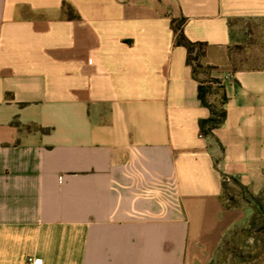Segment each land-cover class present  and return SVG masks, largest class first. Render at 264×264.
Segmentation results:
<instances>
[{
	"label": "crops",
	"instance_id": "0c3cea01",
	"mask_svg": "<svg viewBox=\"0 0 264 264\" xmlns=\"http://www.w3.org/2000/svg\"><path fill=\"white\" fill-rule=\"evenodd\" d=\"M180 18L229 98L211 137ZM243 19L264 0H0V264L210 261L223 177L264 181V68L231 61Z\"/></svg>",
	"mask_w": 264,
	"mask_h": 264
},
{
	"label": "rangeland",
	"instance_id": "374dc122",
	"mask_svg": "<svg viewBox=\"0 0 264 264\" xmlns=\"http://www.w3.org/2000/svg\"><path fill=\"white\" fill-rule=\"evenodd\" d=\"M235 29L232 67L264 68V19H243ZM226 184L224 198L233 224L207 264H264V181L245 189L228 178Z\"/></svg>",
	"mask_w": 264,
	"mask_h": 264
},
{
	"label": "trees",
	"instance_id": "16d2710c",
	"mask_svg": "<svg viewBox=\"0 0 264 264\" xmlns=\"http://www.w3.org/2000/svg\"><path fill=\"white\" fill-rule=\"evenodd\" d=\"M184 22V18L172 20V28L176 34L175 44L186 49V63L191 68L193 77L198 81V100L210 112L208 118L199 121L200 135L202 137H211L214 135V131L219 129L226 120L225 105L228 103L229 98L226 95L222 82L219 79L210 77V72L214 68L203 64L207 44L190 41L183 31ZM200 73L204 75L203 79L200 78ZM32 129L41 133L48 132V129L41 127H26L28 131ZM226 179L224 176L222 182L224 190L227 185ZM231 180L239 187L245 189L236 179L231 178ZM227 207L229 206L227 205ZM255 209L259 210V207Z\"/></svg>",
	"mask_w": 264,
	"mask_h": 264
},
{
	"label": "built area",
	"instance_id": "2783aa9c",
	"mask_svg": "<svg viewBox=\"0 0 264 264\" xmlns=\"http://www.w3.org/2000/svg\"><path fill=\"white\" fill-rule=\"evenodd\" d=\"M28 264H42V262L31 257V258H28Z\"/></svg>",
	"mask_w": 264,
	"mask_h": 264
}]
</instances>
